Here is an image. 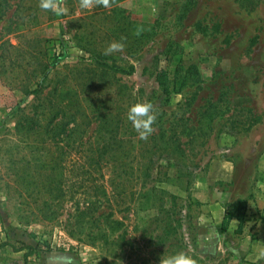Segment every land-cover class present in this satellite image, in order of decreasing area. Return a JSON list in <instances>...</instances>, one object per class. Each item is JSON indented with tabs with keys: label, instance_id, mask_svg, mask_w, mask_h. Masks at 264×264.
<instances>
[{
	"label": "rangeland",
	"instance_id": "1",
	"mask_svg": "<svg viewBox=\"0 0 264 264\" xmlns=\"http://www.w3.org/2000/svg\"><path fill=\"white\" fill-rule=\"evenodd\" d=\"M38 5L0 0V264H264V0ZM178 63L199 79L167 95L156 72ZM137 102L157 114L151 176L86 211L87 153L111 130L95 109L125 136Z\"/></svg>",
	"mask_w": 264,
	"mask_h": 264
},
{
	"label": "trees",
	"instance_id": "2",
	"mask_svg": "<svg viewBox=\"0 0 264 264\" xmlns=\"http://www.w3.org/2000/svg\"><path fill=\"white\" fill-rule=\"evenodd\" d=\"M259 0H246V4L250 7H254ZM133 69L131 65L127 72ZM102 72V71H101ZM199 79V70L197 66L190 65L187 69L184 68L181 63H178L174 69L162 68L156 72V81L161 87L162 91L169 95L171 92H180L186 84L195 83ZM69 86H62L59 94L68 93ZM40 86L34 89L33 92H39ZM59 110V109H58ZM96 113H100L105 121L101 123V129L111 128L110 131H105L97 136L93 145H99L97 148L92 149L91 152L87 153L88 156V166L85 168V173L87 177L85 178L88 183L85 185V193L88 195L86 199V211H93L94 209L99 210L100 200L103 195L108 194L110 191L119 195L122 190L119 189L120 185H125L135 181H141V185L145 186L146 181L151 176L150 164L152 162V152L146 149V145H149L150 139L141 140L137 133H129L127 135H118V130H114L115 124L112 123L111 117L113 112L107 107H102L101 109L96 108ZM110 118V120H109ZM74 126L71 128L70 133L75 138H78L83 131L80 132L77 129L80 126L75 120H73ZM114 130V131H112ZM144 144L145 147L139 149L137 144ZM113 185V187H111ZM126 190V188H122ZM118 190V191H117ZM147 190L144 194H147ZM115 196V195H114ZM170 206L176 204V195L170 196ZM158 208H163L164 195L159 196V202L152 203ZM176 208V206L174 207ZM236 217L239 221L238 229H241L242 223L244 221V215L239 212L237 214L225 213L223 223L228 225L230 219ZM1 245H5L2 243ZM32 250V246H30ZM29 252L24 253L27 257Z\"/></svg>",
	"mask_w": 264,
	"mask_h": 264
},
{
	"label": "clouds",
	"instance_id": "3",
	"mask_svg": "<svg viewBox=\"0 0 264 264\" xmlns=\"http://www.w3.org/2000/svg\"><path fill=\"white\" fill-rule=\"evenodd\" d=\"M63 5L64 0H39L38 6L43 11H51L56 15H64L67 13V8ZM97 6L110 8L112 0H79V7L83 10L91 11ZM123 47L124 45L120 42H111L104 54L110 55L113 52L122 51ZM127 119L131 122L139 138L147 140L154 131L153 125L156 123L157 114L154 111L152 103L137 102L129 108ZM257 259H264V252H261ZM160 264H197V261L185 252H179L160 261Z\"/></svg>",
	"mask_w": 264,
	"mask_h": 264
},
{
	"label": "crops",
	"instance_id": "4",
	"mask_svg": "<svg viewBox=\"0 0 264 264\" xmlns=\"http://www.w3.org/2000/svg\"><path fill=\"white\" fill-rule=\"evenodd\" d=\"M233 218H236V217H233ZM237 219V218H236ZM233 221V220H232Z\"/></svg>",
	"mask_w": 264,
	"mask_h": 264
}]
</instances>
